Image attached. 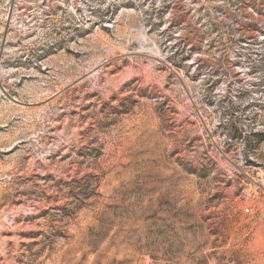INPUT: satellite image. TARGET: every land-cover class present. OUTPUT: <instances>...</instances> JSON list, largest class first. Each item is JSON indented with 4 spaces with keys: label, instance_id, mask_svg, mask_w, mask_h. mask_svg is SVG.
<instances>
[{
    "label": "rangeland",
    "instance_id": "1",
    "mask_svg": "<svg viewBox=\"0 0 264 264\" xmlns=\"http://www.w3.org/2000/svg\"><path fill=\"white\" fill-rule=\"evenodd\" d=\"M0 264H264V0H0Z\"/></svg>",
    "mask_w": 264,
    "mask_h": 264
}]
</instances>
